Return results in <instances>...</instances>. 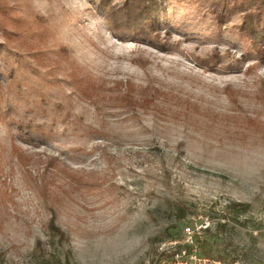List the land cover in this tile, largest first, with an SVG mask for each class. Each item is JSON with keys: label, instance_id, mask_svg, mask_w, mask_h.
Instances as JSON below:
<instances>
[{"label": "rangeland", "instance_id": "374dc122", "mask_svg": "<svg viewBox=\"0 0 264 264\" xmlns=\"http://www.w3.org/2000/svg\"><path fill=\"white\" fill-rule=\"evenodd\" d=\"M127 1L0 0V258L155 264L205 223L264 264L262 1L158 0L147 35Z\"/></svg>", "mask_w": 264, "mask_h": 264}, {"label": "built area", "instance_id": "2783aa9c", "mask_svg": "<svg viewBox=\"0 0 264 264\" xmlns=\"http://www.w3.org/2000/svg\"><path fill=\"white\" fill-rule=\"evenodd\" d=\"M207 229L205 223L184 226L180 240H171L160 245L155 264H244L239 260L230 261L202 255L201 243Z\"/></svg>", "mask_w": 264, "mask_h": 264}, {"label": "trees", "instance_id": "16d2710c", "mask_svg": "<svg viewBox=\"0 0 264 264\" xmlns=\"http://www.w3.org/2000/svg\"><path fill=\"white\" fill-rule=\"evenodd\" d=\"M261 1L264 6V0ZM158 10V0H128L124 6L109 11L108 19L112 20L115 26L119 27L118 29L127 28L129 30L130 28L141 34L147 35L150 31H153V34H157L154 24ZM245 19L246 23L252 22L251 14H248ZM127 25L131 27L128 28ZM223 225L221 224V226ZM203 245L204 241L201 243V248ZM4 259V257L0 258V264H5Z\"/></svg>", "mask_w": 264, "mask_h": 264}]
</instances>
